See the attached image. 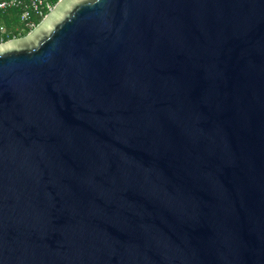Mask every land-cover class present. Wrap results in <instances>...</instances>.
Here are the masks:
<instances>
[{
    "label": "water",
    "instance_id": "1",
    "mask_svg": "<svg viewBox=\"0 0 264 264\" xmlns=\"http://www.w3.org/2000/svg\"><path fill=\"white\" fill-rule=\"evenodd\" d=\"M0 264H264V0H57L0 42Z\"/></svg>",
    "mask_w": 264,
    "mask_h": 264
},
{
    "label": "built area",
    "instance_id": "2",
    "mask_svg": "<svg viewBox=\"0 0 264 264\" xmlns=\"http://www.w3.org/2000/svg\"><path fill=\"white\" fill-rule=\"evenodd\" d=\"M52 6L51 0H0V10L19 9L20 27L16 28L19 32L32 29L36 25L35 19H41ZM5 32V27L0 24V35Z\"/></svg>",
    "mask_w": 264,
    "mask_h": 264
},
{
    "label": "trees",
    "instance_id": "3",
    "mask_svg": "<svg viewBox=\"0 0 264 264\" xmlns=\"http://www.w3.org/2000/svg\"><path fill=\"white\" fill-rule=\"evenodd\" d=\"M57 0H51L53 4ZM19 9L18 8H9L6 10H0V24H2L6 32L2 35H0V42L6 41L10 38H13L14 36H21L24 35L25 33H20L18 29L20 27V22H19ZM36 23L40 21V19H35Z\"/></svg>",
    "mask_w": 264,
    "mask_h": 264
},
{
    "label": "rangeland",
    "instance_id": "4",
    "mask_svg": "<svg viewBox=\"0 0 264 264\" xmlns=\"http://www.w3.org/2000/svg\"><path fill=\"white\" fill-rule=\"evenodd\" d=\"M27 30H22L20 33L22 34V33H25Z\"/></svg>",
    "mask_w": 264,
    "mask_h": 264
}]
</instances>
